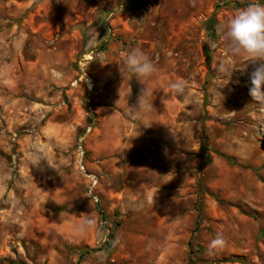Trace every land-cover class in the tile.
<instances>
[{
    "label": "rangeland",
    "instance_id": "rangeland-1",
    "mask_svg": "<svg viewBox=\"0 0 264 264\" xmlns=\"http://www.w3.org/2000/svg\"><path fill=\"white\" fill-rule=\"evenodd\" d=\"M250 2L0 0V264H264V112L218 31Z\"/></svg>",
    "mask_w": 264,
    "mask_h": 264
},
{
    "label": "clouds",
    "instance_id": "clouds-1",
    "mask_svg": "<svg viewBox=\"0 0 264 264\" xmlns=\"http://www.w3.org/2000/svg\"><path fill=\"white\" fill-rule=\"evenodd\" d=\"M218 31L231 55H244L247 57V61L253 65L250 74L249 94L261 106L260 110L264 112V4L252 0L246 7L237 10L226 24L218 25ZM209 46L211 47V45ZM122 56L124 68L132 73L142 85L158 70L155 63L140 48H133L123 53ZM214 67L217 71H227L223 62L214 65ZM244 67L246 68V65ZM121 72L124 76L125 73L122 70ZM170 87L175 93H181L184 82L177 80ZM151 108V94L144 87L140 90L136 105L131 106L130 110L134 115H140ZM144 126L150 127L151 123L146 122ZM44 159L46 158L43 156H35L33 165L39 167ZM47 162L51 165L48 160ZM226 244L225 237L218 232L209 242L208 252L214 254L215 251L222 250Z\"/></svg>",
    "mask_w": 264,
    "mask_h": 264
},
{
    "label": "built area",
    "instance_id": "built-area-1",
    "mask_svg": "<svg viewBox=\"0 0 264 264\" xmlns=\"http://www.w3.org/2000/svg\"><path fill=\"white\" fill-rule=\"evenodd\" d=\"M92 58H93V53L89 52L86 55H84L82 59L79 60V62L77 63L76 77L71 82L72 87H82L87 97H89L94 90V83L88 72V64L90 63ZM83 159H84L83 149L82 146L79 145L77 148L78 168L82 174L87 175L85 166L83 165ZM87 177L90 180L91 187H94L97 184L96 178L92 175H87Z\"/></svg>",
    "mask_w": 264,
    "mask_h": 264
},
{
    "label": "trees",
    "instance_id": "trees-1",
    "mask_svg": "<svg viewBox=\"0 0 264 264\" xmlns=\"http://www.w3.org/2000/svg\"><path fill=\"white\" fill-rule=\"evenodd\" d=\"M102 249H100V248H96V249H94V250H92L91 252H97V251H101ZM86 253H90V251H86Z\"/></svg>",
    "mask_w": 264,
    "mask_h": 264
}]
</instances>
